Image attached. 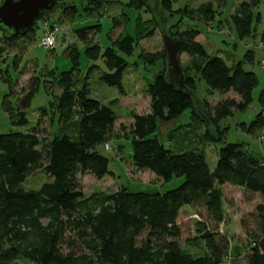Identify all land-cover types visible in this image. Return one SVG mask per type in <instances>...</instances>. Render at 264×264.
Returning <instances> with one entry per match:
<instances>
[{
	"label": "trees",
	"instance_id": "trees-1",
	"mask_svg": "<svg viewBox=\"0 0 264 264\" xmlns=\"http://www.w3.org/2000/svg\"><path fill=\"white\" fill-rule=\"evenodd\" d=\"M258 2L242 1L231 14L240 37L252 33L254 17L260 19L253 11ZM90 3L98 8L101 0H90ZM161 4L164 9L172 8L171 0H162ZM52 7H61L62 16L70 19L76 11V6L65 0H55ZM50 9L40 11L37 20L44 12L53 10ZM180 11L206 23L216 14L211 1L196 7L185 5ZM151 26L137 30L136 37L125 34L112 39L102 52L97 44L87 47L89 56L102 58L105 70L100 80L116 87L120 94H124L122 77L128 67L126 56L132 54L140 38L153 34ZM35 28L36 24L23 34H10L1 27L0 30L2 38L13 43L19 38L34 39ZM85 30L75 29L82 37L86 36ZM169 30L166 27L168 34L179 39V54L186 53L193 60L192 67L181 66L186 87L195 94V76L189 71L194 69L205 80L210 93L218 91L227 97L213 105L201 101L203 116L200 115L192 95L166 81L163 49L155 58L163 56L165 70L157 73L146 88L148 109L131 112L132 121L124 135L131 138V166L153 175L161 186L173 177L183 180L165 191L130 190L120 186L112 192L84 195L79 175L91 174L101 179L110 172L108 157L96 147L106 144L112 136L117 115L110 105L90 97L88 74L83 82L77 78L78 55L72 47L70 69H53L51 79L43 80L44 86L50 81L60 89L59 93H52L48 112L45 107L41 108V114L47 113L55 124L50 137L40 138L37 125L26 131H0V264H222L228 254V238L219 227L213 229L204 221V224L198 223L199 237L207 250L202 255H194L181 246L183 227L192 218L186 209L201 206L219 224L224 218L221 186L228 183L264 195V156L253 155L243 143L228 142L218 149L211 169L202 144L215 138L204 134L202 126L184 130L172 149L157 136V121H174L191 109L200 122L208 121L220 128L223 118L250 104L258 78L241 61L228 64L222 57L208 54L200 42L198 29ZM260 41L264 49V24ZM245 57L248 61L253 58L251 52ZM155 58L149 56L148 60ZM93 66H89V71ZM31 78L28 87L21 89L15 107L3 101V108L15 126L29 122L26 108L40 85L39 76ZM259 103L260 110L243 128L250 133L263 131L264 135V89ZM224 130L219 131L224 134ZM39 168L50 180L37 189L23 187L27 176ZM250 220L254 223L253 229L249 227ZM238 225L242 240L248 241L245 264H264V202L242 216Z\"/></svg>",
	"mask_w": 264,
	"mask_h": 264
},
{
	"label": "rangeland",
	"instance_id": "rangeland-1",
	"mask_svg": "<svg viewBox=\"0 0 264 264\" xmlns=\"http://www.w3.org/2000/svg\"><path fill=\"white\" fill-rule=\"evenodd\" d=\"M65 1L67 4L76 6L74 17L71 19L64 17L61 7H52L50 9H53L52 11L44 12L43 16L36 20L34 39L19 38L11 43L10 39L5 41L2 38L3 32L0 30L1 132L26 131L37 125L40 138L48 139L50 137L51 131L55 130V124L51 122L47 113L41 114V108L45 107L48 112L49 101L53 97L52 93L57 94L60 89L50 81L45 82L44 86L43 80L51 79V76L54 75L53 69L58 71L70 69L72 61L69 50L74 47L77 50L79 63V70L76 71L77 78L83 82L88 74L90 97L110 105L117 115L112 130L113 134L107 141L110 149H104L103 144L96 147L101 154L108 157L110 172L101 179H96L91 174L79 175L80 187L84 195L88 196L95 191L112 192L120 186H125L130 190L149 191H165L177 186L183 180L181 177H173L161 186L153 175L145 173V171H138L131 166L129 164L132 153L131 138L124 135L132 121L131 112L141 113L148 109L149 96L146 92L148 83L157 73L165 70L163 56L155 58L165 49L160 27L163 20L161 17H165L164 26L168 31L170 28L175 29L174 31L190 27L198 29L201 32L200 42L208 54L218 55L228 64L241 61L246 70H251L256 74L258 83L252 90L250 104L244 110H234L231 115L223 118L220 121V128L213 127L208 121L200 122L199 118H195L192 114L193 110L187 109L174 121L167 123L157 121L156 134L159 139L166 147L175 149L173 143L188 128L194 130L196 127L202 126L203 133L214 137L215 140L224 135L220 141L206 140L202 144L211 169L215 166L218 149L228 142L243 143L253 155L258 158L264 156L263 131L250 133L243 128V124L248 125L261 108L259 95L264 89V68L261 67L260 61L264 57V49L260 47V34L264 24V0H259L253 8L254 15L259 14L260 19L256 20L254 17L252 33L244 37L238 35L231 14L240 2L248 0H171V10L163 8L162 0H139L136 3L133 0L132 2H130L131 0H101L98 8L94 3H90V0ZM208 1L213 3L216 10L214 18L208 23L198 17L191 18L188 14H182L180 11V7L185 5L196 7ZM180 20L181 22L178 23ZM50 23L52 26H58L60 30L57 32L56 45L52 48H44L40 46L39 38ZM149 25H152L149 29L152 28L153 34L140 38L132 54L126 56L128 67L122 77L124 94H120L116 87L100 80L99 76L105 70L102 58L100 55L89 56L87 47L97 44L99 52H102L111 44L112 39L125 34L136 37L137 30ZM80 27L86 28V36L82 37L77 34L75 29ZM248 52L252 54L251 61L246 60L245 56ZM149 56H153L155 59L149 61ZM178 59L181 66L192 67L193 60L186 53H178ZM91 65L94 66L89 71ZM189 71L191 75L195 76L194 92L197 100L207 101L209 105H213L227 97V94H220L218 91L210 93L205 80L194 69ZM33 75L40 77V85L32 97L30 105L26 108L29 122L23 126H15L11 123L9 113L3 108V101L7 100L12 107H15L21 89L28 87ZM49 90L50 92H48ZM228 95L232 96L233 93ZM195 108L199 111L198 105L195 104ZM223 128L225 129L224 134L219 131ZM49 180L50 177L42 168H39L27 176L22 186L27 189H37ZM221 192L224 210L223 221L219 224L215 223L201 206L187 207L186 213L190 214L192 218L188 221L187 227H183L181 246L194 255L205 253L207 250L199 237L200 226L198 225V223L204 224L205 222L210 228L217 229L219 227L228 238V254L224 264H245L248 241L244 238L242 240V236H240L238 220L254 211L258 203L264 202V195L228 183L221 186ZM248 223L250 229H253V221L250 220Z\"/></svg>",
	"mask_w": 264,
	"mask_h": 264
},
{
	"label": "water",
	"instance_id": "water-1",
	"mask_svg": "<svg viewBox=\"0 0 264 264\" xmlns=\"http://www.w3.org/2000/svg\"><path fill=\"white\" fill-rule=\"evenodd\" d=\"M55 4V0H2L0 3V27L10 34H23L33 29L36 24L38 14L42 10H48ZM162 20V33L165 46V79L179 90L189 92L196 105L199 107L198 113L203 116L201 101L197 100L195 94L186 87L184 82V72L179 63V39L166 31Z\"/></svg>",
	"mask_w": 264,
	"mask_h": 264
},
{
	"label": "built area",
	"instance_id": "built-area-1",
	"mask_svg": "<svg viewBox=\"0 0 264 264\" xmlns=\"http://www.w3.org/2000/svg\"><path fill=\"white\" fill-rule=\"evenodd\" d=\"M59 30H60V28H59L58 26H49V25H47V26L45 27L43 33L41 34L40 38H39V44H40V46H42V47H44V48H52V47H48V46H47V42H46V38H47V36H48L49 34H52V36H53V41H54V46H55V45H56V41H57V32H58ZM54 46H53V47H54ZM260 47L263 49L262 44H261ZM260 65H261V67L264 68V57L261 59V61H260ZM104 148L108 150V149H110V145H109L108 143H106V144H104ZM226 258H227V257H225V258L223 259L222 264L225 263Z\"/></svg>",
	"mask_w": 264,
	"mask_h": 264
},
{
	"label": "clouds",
	"instance_id": "clouds-1",
	"mask_svg": "<svg viewBox=\"0 0 264 264\" xmlns=\"http://www.w3.org/2000/svg\"><path fill=\"white\" fill-rule=\"evenodd\" d=\"M47 46L48 47H53L54 46V41H53V36L52 34H49L46 38Z\"/></svg>",
	"mask_w": 264,
	"mask_h": 264
}]
</instances>
